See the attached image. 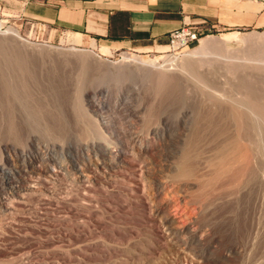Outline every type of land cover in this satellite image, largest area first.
Masks as SVG:
<instances>
[{
    "label": "rangeland",
    "instance_id": "rangeland-1",
    "mask_svg": "<svg viewBox=\"0 0 264 264\" xmlns=\"http://www.w3.org/2000/svg\"><path fill=\"white\" fill-rule=\"evenodd\" d=\"M251 1H255L260 7L264 5V0ZM22 2V0H18L16 8H19ZM8 8L7 4H0V22L16 28L20 36L31 43L43 44L48 46L47 48L50 46L65 50L75 48L97 53L96 49H92L91 43L81 38L79 34L29 20L18 15L16 11H8ZM251 32L264 34V26L224 27L216 31L200 30L197 42L177 51H171L166 46H163L166 48L164 51H159L157 47H129L116 51L110 50V54L100 55V57L115 65L121 62L124 54H136L146 63H160L169 55L182 59L197 53L196 56L200 58L202 55L199 52L201 40L223 38L232 33ZM95 43L97 46L102 45L100 42ZM228 46L233 52H241L239 51L240 47L233 43ZM30 61L33 66L35 65L36 76L40 79L36 84V90H40L41 96L43 95V98L34 97L36 101L33 100V102H40L41 109L39 107L38 109L42 111L43 116L39 120L40 124L36 125V123L31 130L25 125L19 124V128L17 127L19 133L15 132L17 134L14 133V135L8 132L9 135L5 132L6 129L2 122L3 116L6 115L7 109L10 110V106L7 107L4 104L6 97L2 96V92L0 93L2 96H0V127L3 125V128H0L2 131L0 133L2 134L0 135V160L6 169L23 170L33 161L40 168L49 170L48 174L42 173L43 179L49 184H46V187H37V190L51 195L52 189L50 188L54 185L55 191L60 192V198L51 196L52 198L49 200L37 205L33 213H25L14 222L4 224L3 230H0V259H3L0 263L252 264L254 262L259 256L258 252L249 253L248 244L243 243L247 241V232L251 227L253 228L257 220L262 218L264 213L259 206L257 209L253 203L254 196H245L246 192L240 189L243 176L230 178L238 166L245 164V157L248 155H243L245 158L243 159V156L240 155L244 150H239L241 153L237 151L240 155L237 156L236 153V156L242 158H236L237 161L234 160L233 164L227 165L222 174L215 178V174L210 173L212 170L209 169L212 168L210 163L212 165L213 159L209 158L211 153L204 150L203 154L202 152V155L200 154L201 157L188 162L191 163L189 165L191 171L188 170L189 175H182V177L174 169L178 162V158L174 156L178 144H175L172 138L185 134L187 132L184 130L186 125L191 127L192 123L195 124V122L186 124L181 119L176 118V120L174 117L186 110H193L196 112L195 115L199 114L200 117L212 105L210 100L207 101L205 98L209 94H220L223 96L222 100L227 103L232 104L235 101L231 99H236L237 103L239 102L237 104L235 101V104L231 105L233 109L228 108L230 114L236 111L240 114L235 113L236 117L238 115L237 118H234V113L230 116L232 121L230 120L229 124L232 125L228 133L233 138L235 135L231 133L232 130H238V127L240 129L243 125L241 110L247 112L250 109L242 103V98L240 99L241 95L246 93V91H241L243 88L240 89L241 84L245 82L243 85L249 88L252 82L250 85L254 86L252 89L264 94L263 71L260 72L259 69L252 68V64L241 59L240 62L243 64L237 61V64L236 62H227L224 65L213 64L203 66L204 68L200 67L198 72L202 77L197 80L191 73H188L187 76L183 73H172L171 77H175L174 79H179L183 85L185 84L184 86L180 84L182 88L179 87L185 90H182L183 94L185 93V98L181 100L172 93V90L169 91L171 94L167 92L166 94L169 95L162 99L163 96L160 97L159 93L157 94L154 82L149 78L145 80L144 77H141L142 79L135 77L134 79V76L131 78L125 75V77H120L121 80L118 76V80L115 78L114 80L112 77V80L108 79L107 82L103 76L102 78L101 75L97 76L101 78L98 79L94 77V73L89 72L92 77L86 74L88 79L85 75L87 81L83 78L80 81L83 84L81 85L77 79H75L76 82L74 80V76L77 74L75 67L74 70L70 66H61L59 61L43 63L36 58L30 59ZM226 71L229 73V77L232 74V77L237 76V78L232 79L231 77V83H229L230 79L226 75ZM254 75L255 78H253ZM238 76L240 78L249 77V84L246 82V78L242 82V78L240 79ZM213 77L215 80H211ZM75 78L77 77L75 76ZM226 80H229L227 82L233 88L239 85L238 89L230 90L231 87ZM37 85H39L38 88ZM223 85H228V88ZM75 88H78L79 91L76 92ZM77 94L81 98H78ZM85 94L93 95L97 102L104 103V112L100 115L96 114L88 104ZM76 97L81 99L80 106L85 115H83L85 119L83 118L82 121H79L78 115H76L78 107V103L74 102V100L78 101ZM52 99L55 103L57 102V108L64 115L62 121H65L64 123L56 121L52 116L53 113L48 111L53 110ZM180 101L186 103L181 105ZM239 105H241V109ZM188 107L189 109H187ZM11 109L18 117L19 108L13 106ZM165 115L169 116V120L166 121L167 125L161 123V116ZM100 116L106 120L103 122ZM239 117H241L240 121L237 122ZM88 120L90 124L93 122L94 126L96 125V129H99L97 130L100 131L98 136L91 132L90 129H93L91 128L93 126L89 124ZM233 121H236L235 125L239 126H235ZM87 123L88 127L85 126ZM201 124L203 125L202 122L199 125ZM3 134L5 135L3 136ZM32 136L36 140L30 144L29 140ZM103 139L108 141V145L111 143V147L119 150L122 154L121 157L103 156L95 150L80 148L79 143L81 142L97 143ZM262 141L259 140V143L264 148ZM243 143L242 145L247 144V142ZM252 146L250 145L249 150L253 151V154L257 150ZM262 147L260 150H263ZM245 148L247 149L245 151L248 152V148ZM21 152L24 153V156L20 155ZM262 152L264 153V150ZM250 153L249 156L252 155ZM255 154L252 165L251 162L249 165L253 166L252 168L257 173L262 174L261 176H264L259 153ZM230 193L232 199L227 196ZM1 194L2 191H0V196ZM61 195L64 199L61 198ZM233 251L237 253L235 254Z\"/></svg>",
    "mask_w": 264,
    "mask_h": 264
},
{
    "label": "bare ground",
    "instance_id": "bare-ground-1",
    "mask_svg": "<svg viewBox=\"0 0 264 264\" xmlns=\"http://www.w3.org/2000/svg\"><path fill=\"white\" fill-rule=\"evenodd\" d=\"M230 43H233V44L237 45L238 47H240L241 50H239V51H241V52H237V51L233 52L231 50V48H229V46H228ZM47 47L48 46L43 45V44L31 43L27 39L22 38L16 28L8 26V25H4L2 22H0V54H1V56H0V89H1V91H0V93L2 92V96L4 95L6 97V99H5L6 101L4 100L6 103H4V104L7 107L10 106V110L7 109L6 115L3 116L4 120L2 122L3 125L5 126L4 129H6V131L5 130L4 131L7 133L9 132L10 134H14L15 132H17L18 131L17 129L19 128L18 127L19 124H21V126L25 125L28 129L31 130V128H33V126H35L36 123H37L36 125H38L41 122V121H39L41 119V117L43 116L42 111L40 110L41 104H40V102H33V100L36 101V98L34 99V97H36V96H40L43 98V95L41 96L42 92L40 90H36V84L39 83L38 80H40V79H38L36 76V71L34 70V68H36L35 65L33 66V64H31L32 61H30V59H32V58H34V59L36 58L37 60L39 59L43 63H46V62L50 63L53 61H59V63H61V66L62 65L63 66H70L71 69L75 67L76 70H75V68H74V70L77 71V74L74 70L73 71L76 74L75 76L77 78H75V76H74V80L77 79L78 82L82 81L83 78L86 80V78L84 76L86 74H88V76H89L91 72L94 73L93 75L95 78H98L97 76H100V75H101L100 76L101 78L103 76L104 77L103 79L104 80L106 79L105 81H107L108 79H109V81H111L112 77H113V79L115 78L118 80V76L120 79V77H122V76L125 77V75H128V77H131V78L134 76V79H135V77L136 78H141V77L143 78L144 77L145 80H146V78L147 79L149 78L150 80H152V82H154V86H155V90H156L157 94L159 93L160 97L163 96L162 99H164L165 97H167L169 95V94L167 95L166 93L167 92L170 93L171 92L170 90H172V93L176 94V97H179V99L183 100V98H185V96H184L185 93L183 94V92H182V90L184 88L183 89L179 88V87H181L180 84L182 86H184L185 84L183 85V82L181 80L174 79L175 77L174 78L171 77V75L176 74V73L177 74L183 73V74H186V76L188 73H191L196 77V80H197V79H200L202 77V75L198 72L200 67L211 66L213 64L224 65L227 62H229V63L230 62H236V64H237L238 63L237 61L240 62L241 59H242V61L248 62L250 65L252 64L253 65L252 68L255 67V68L259 69L260 72H262V71L264 72V34L253 33V32L245 33V34H243V33H232L229 36H226L223 38L203 39L200 41V48H199V52L202 54L200 57L201 59L196 56L197 53H196V55L190 54V55H188L182 59L175 57L174 55H169L160 63H154V62L146 63V62L142 61L140 59V57L136 54H124L121 62H119L117 65L111 64V62L110 63L106 62L105 60L101 59V57H100V55L103 56L105 54H108V52L104 49H98V46L94 42L91 43V47L94 50L96 49L97 53H94L90 50H88V51L77 50L75 48L65 50V49H59L57 47H52V46H50L49 48H47ZM207 54H210V55H207ZM194 59H196V61H194ZM240 63H242V62H240ZM54 64H56V63H54ZM255 68H254V70H255ZM233 69H234V67H233ZM40 71H39V73H40ZM229 72H230V70H229ZM74 73L72 74V77H73ZM95 74H99V75L95 76ZM241 74H243V73H241ZM226 75H228V77H229L228 72ZM233 75H235V74H233ZM246 75L248 76V74H246ZM88 76H87V79H88ZM177 76H179V75H177ZM94 77H93V79H94ZM231 77H232V74L229 77V79H230L229 83H231ZM234 77L235 76H233L232 79H234ZM238 77L240 78V76H238ZM246 77L243 76L244 79L241 77L243 80V81L242 80L241 81L244 82ZM255 77L256 76L254 75L253 78H255ZM235 78H237V76ZM248 78H246L247 83L249 82ZM124 79H126V78H124ZM202 80H203V78H202ZM211 80H215L214 77ZM227 81H229V80H226V82ZM235 81H237V80L235 79ZM235 81H233V82H235ZM238 81H239V79H238ZM75 82H76V80H75ZM179 82H181V83H179ZM220 82H221V79H220ZM226 82L224 81V83H226ZM217 83H219V81ZM229 83H228V85H230V87H231V88H229L230 90H235V88L238 89L239 85L238 86L235 85L236 87L233 88L232 85ZM233 84H235V83H233ZM243 84H245V82L241 84L240 89L243 87L244 89L242 88L241 91L242 90L244 92L246 91V93H244L243 96L241 95L240 99L242 98V103L244 105H246L247 107H249L250 109H248L247 107L245 108V106H243V108L248 109V111L243 112L241 110L243 125L241 126L240 129L238 127L239 125H235V124H237V122L240 121L241 117H239V120H237V122L235 121L236 123L233 121V124L238 127V130H237L233 125V127L236 130L235 131L232 130V132H231L233 135H235L237 137L236 139L234 138L235 136L232 138V135L231 134L229 135V133H228V132H230L229 128L232 125V124L231 125L229 124L230 120H231L230 116H231V114L234 113V112H232L230 114L229 110L233 109L231 107V105L235 104L236 99H231L233 101L235 100L234 102L230 101V102H233L231 104V103L224 102L225 100L224 101L222 100L223 98H221V97H223V96H221L220 94L219 95L209 94L208 97H205V98H207V101L210 100L209 102H211L210 104H212L210 106V108H212V109H210V108H209L210 110L207 109L206 111L203 112V115L200 113L201 114L200 117L198 116L199 114H197V116H198L197 117L195 115L196 112L193 110H186L177 116L175 115L176 117H174V119L179 118V119H181V121H183L186 124L191 123V122H195V124H196L195 125L194 123H192L191 124L192 128L189 125H186L185 126L186 129L184 128V130L187 132L185 134H182L179 136H174L172 138V141L175 144H178V149H177L176 153L174 154V156L178 158V162L175 164L174 169L176 172H178L179 175L182 176V175L188 174L187 173V172H189L188 170L191 171V169L189 168L190 167L189 165L191 163L189 164L188 162L192 159H196L197 157H201L200 156L201 152L206 150V151L211 153L210 154L211 157H209V158L213 159L212 165L210 163V166L212 167V168H209L212 170V171H210V173L215 174L214 177L216 178L222 174L223 169L227 165L233 164L234 160L237 161L236 158H242L240 156H243L245 154L249 156V153L251 152L249 150V148H251L250 145H253L252 147L253 148L255 147V149L259 153V160L261 161L260 164L262 165V167L264 169V153L262 152L264 150V148L262 147L261 143H259V140L262 141L264 138V136H263V132H264V128H263V124H264V94H261V93L257 92L256 90H253L252 88L254 86L253 85H252L253 87L250 86L252 84V82L249 85V88H248V86H245ZM74 85H76V84H74ZM81 85H83V84L81 83ZM228 85H226V86L223 85V86L228 88ZM34 86H35V88H33ZM38 86L39 85H37V88H38ZM78 86H79V84H78ZM78 88L80 90V87H78ZM78 88L77 89L75 88L77 90L76 92L79 91ZM230 90H228V91H230ZM183 91H185V90H183ZM225 93H227V92L225 91ZM44 95H46V94H44ZM47 95H49V94L47 93ZM78 95L79 94H77V97L79 98L80 95L79 96ZM85 95L88 99V104L94 110V112H96V114L100 115L101 113L104 112V108H105L104 103H99V101L97 102L96 101L97 99H95V97L93 95H87V94H85ZM100 95H101V93H100ZM0 96H1V94H0ZM77 97H76V99H78ZM74 98H75V96L73 97V99ZM80 100L79 99H78V101L74 100V102H76V104L78 103V107L76 106L77 107V113L76 112L75 113H76V115H78V120L82 121V119L83 118L85 119V117H83L84 111H83L82 107L80 106V103H81ZM186 100H188L187 97H186ZM186 100H184V101H186ZM52 101H53V99H52ZM172 101H174V100H172ZM181 102L182 101H180L181 105H183V103H186V102H183V103H181ZM52 103H50L51 106H52ZM56 103L54 102V105L52 106L53 110H51V111L48 110V111L53 113L52 116L55 117L54 119H56V121H58L60 123L64 120L63 119L64 115L61 114V111L57 108ZM236 103H237V101H236ZM193 105H195V104H193ZM201 105H203V104H201ZM13 106H16L19 108V113L17 112L18 117H16L15 111L11 109ZM203 106H201V107L203 108ZM239 106L241 109V105H239ZM38 107L40 109H38ZM76 107H75V109H76ZM189 107H191V106H189ZM189 107L187 109H189ZM198 108H200V107H198ZM228 108H230V109H228ZM140 110H142V109L140 108ZM200 110H198V111L200 112ZM49 112H46V113H48V115H49L50 114ZM236 112H238V111H236ZM235 113L233 114L234 118L236 117ZM237 114L240 115L239 112ZM194 115H195V117H194ZM238 115H237V117H238ZM167 116L166 115L161 116V120H162L161 123H163V124L165 123L167 125L168 122L166 123V121L169 120V116L168 117ZM100 117H101V120L103 122H104V120H106L104 117H102V116H100ZM171 117H173V116H171ZM3 118H1V119H3ZM51 118H53V117H51ZM73 118H75V116H73ZM89 120L91 121V119H89ZM170 120H171V118H170ZM90 121H89V124H90ZM64 122H62V123H64ZM201 122L203 123V125L202 124L199 125ZM91 123L92 124H90V125L93 126V127H91L93 129H90L91 132H93V134L95 136H98V132H100V131H97V130H99V129L95 128L96 125L94 126L93 122H91ZM197 123H198V125H197ZM261 123H263V124L261 125ZM3 125H1L0 128H3ZM87 125H88V123L85 126L88 127ZM192 125H194V126H192ZM59 126H61V125L59 124ZM82 126H84V125H82ZM82 126H80V127H82ZM85 128H84V130H85ZM177 130H179V129H177ZM82 131H83V129L81 128V132ZM1 132L2 131L0 129V133ZM7 133H6V136H7ZM17 133H19V132H17ZM17 133H15V134H17ZM259 134H260V136H259ZM0 135H2V134H0ZM4 135L5 134H3V136ZM258 136L260 137V139ZM262 136H263V138L261 139ZM238 139H241V140H238ZM35 140H36L35 137L32 136L29 140V143L32 144L33 141H35ZM237 141L238 142L240 141L242 143L245 141V143L247 142V144L243 143L245 145H242V143H240V142L238 144ZM263 141H262V144H264ZM98 142H100V143H98ZM98 142L97 143H95V142H88V143L81 142L82 144L81 143H79V144L81 145L80 148H82V149H88L89 148V149L95 150L103 156L111 155V156L119 157L120 155H122V154H120L119 150L110 146L111 143L108 145V143H107L108 141L106 142L103 139V140L98 141ZM248 144H250V145H248ZM243 146L247 147L249 151L246 152L247 149L245 147H244V149H242ZM260 146L263 148V150H260L261 149ZM245 149H246V151H245ZM239 150H244V151H242V153H241V151H239ZM237 151H239L238 153H241V155L238 154ZM252 152L250 153V155L252 154ZM257 152L255 151L256 154H257ZM236 153H237V156L238 155H240V156L237 157ZM255 153H253L249 157L248 156L245 157L246 158L245 164L243 166L242 165L238 166V168L234 171V173L232 174V176L230 178L233 179V178L238 177V176H243L242 183H241L242 185H241L240 189H242L243 191L246 192L245 196L246 195L249 197L254 196L255 200H253L254 201L253 203L255 204L257 209H258L257 206H259L260 210H262L264 213V176H261L262 174L260 175L259 173H257L255 171V169L252 168L253 166L251 167L249 165L250 162H251L250 164L252 165V159L253 160L255 159L253 157ZM202 154H203V152H202ZM20 155L24 156V153L21 152ZM171 158H172V156H171ZM209 158H208V160H209ZM245 158L243 156V159H245ZM201 159H203V158H201ZM199 164H201V163H199ZM74 165H76V164H74ZM208 167H209V165H208ZM42 173L48 174L49 170L40 168L38 166V164L36 165V163L33 161H31L29 166L26 167L25 169L18 170L16 168L15 169H6L2 163V160H0V176H1L0 177V191H2V194L0 196V210H1L0 230L5 226L4 224L10 223L11 221L14 222V220H16L17 218L24 216L25 213H27V214L33 213V210L36 209L37 205L42 204L43 201L49 200L50 198H52L51 196H57V198H60V192L57 193L55 191L54 185H52L53 187L51 186V188H50V189H52L50 191L51 195L42 193V192L37 190V187H40V186L46 187L49 184V183L47 184L48 181L46 182L45 179H43ZM240 189H238V191ZM61 194H63V193H61ZM227 196H229V199H232V198H230L231 193ZM61 198L64 199L63 196ZM236 203H238V202H236ZM262 211H261V213H262ZM251 226H253V225H251ZM248 232H247L248 235L246 238L247 241H245L246 243L244 242L243 244H248L247 246H249L248 248H250L249 253H251L253 251L254 253L258 252V254H259V256L256 257V259L254 260V262L252 264H264V214L262 215L261 219L257 220V222L254 223L253 228L251 227L250 231H248ZM236 250H238V249H236ZM2 260L3 259H0V262ZM0 264H4V263H0Z\"/></svg>",
    "mask_w": 264,
    "mask_h": 264
},
{
    "label": "crops",
    "instance_id": "crops-1",
    "mask_svg": "<svg viewBox=\"0 0 264 264\" xmlns=\"http://www.w3.org/2000/svg\"><path fill=\"white\" fill-rule=\"evenodd\" d=\"M0 0L8 11L29 20L79 34L98 49L157 47L184 25L201 31L264 26V5L251 0ZM97 45V44H96ZM106 55V54H105Z\"/></svg>",
    "mask_w": 264,
    "mask_h": 264
},
{
    "label": "built area",
    "instance_id": "built-area-1",
    "mask_svg": "<svg viewBox=\"0 0 264 264\" xmlns=\"http://www.w3.org/2000/svg\"><path fill=\"white\" fill-rule=\"evenodd\" d=\"M200 30L195 25H184L168 34L166 47L171 51H177L197 42Z\"/></svg>",
    "mask_w": 264,
    "mask_h": 264
},
{
    "label": "trees",
    "instance_id": "trees-1",
    "mask_svg": "<svg viewBox=\"0 0 264 264\" xmlns=\"http://www.w3.org/2000/svg\"><path fill=\"white\" fill-rule=\"evenodd\" d=\"M193 44V43H192ZM191 45V44H190Z\"/></svg>",
    "mask_w": 264,
    "mask_h": 264
}]
</instances>
